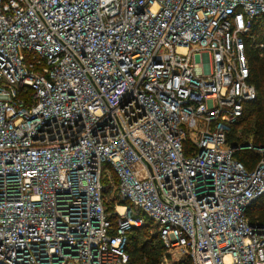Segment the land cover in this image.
<instances>
[{
  "label": "built area",
  "instance_id": "2783aa9c",
  "mask_svg": "<svg viewBox=\"0 0 264 264\" xmlns=\"http://www.w3.org/2000/svg\"><path fill=\"white\" fill-rule=\"evenodd\" d=\"M263 15L264 0H0V264H128L145 218L162 263L264 264L246 215L264 146L228 142L258 96L245 37Z\"/></svg>",
  "mask_w": 264,
  "mask_h": 264
},
{
  "label": "trees",
  "instance_id": "16d2710c",
  "mask_svg": "<svg viewBox=\"0 0 264 264\" xmlns=\"http://www.w3.org/2000/svg\"><path fill=\"white\" fill-rule=\"evenodd\" d=\"M246 53L251 75L250 83L255 85L258 96L245 104L243 115L235 122L228 133L230 145L241 147L251 144L254 147L264 146V15L251 23L250 34L245 37ZM263 44V47L261 45ZM235 157L252 170L261 159L255 148H239ZM111 180L106 178L105 195L108 196L106 209L114 229L118 226V215L114 213L116 200L110 195L113 183L117 182L114 172ZM110 197L112 199H110ZM246 215L251 224L264 225V195L255 200L247 209ZM126 250L129 254L128 264H160L165 253L164 243L155 230L152 220L145 218L141 225H134L128 231ZM174 264H193L189 258L176 261Z\"/></svg>",
  "mask_w": 264,
  "mask_h": 264
},
{
  "label": "rangeland",
  "instance_id": "374dc122",
  "mask_svg": "<svg viewBox=\"0 0 264 264\" xmlns=\"http://www.w3.org/2000/svg\"><path fill=\"white\" fill-rule=\"evenodd\" d=\"M164 263V262H163ZM162 262L160 263V264H163ZM164 264H166V262L164 263ZM167 264H174V262H171V263H167Z\"/></svg>",
  "mask_w": 264,
  "mask_h": 264
}]
</instances>
